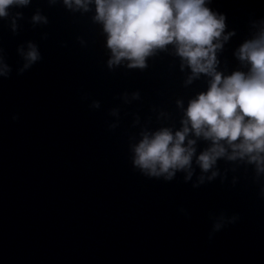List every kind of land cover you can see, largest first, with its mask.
I'll use <instances>...</instances> for the list:
<instances>
[{
	"label": "water",
	"instance_id": "obj_1",
	"mask_svg": "<svg viewBox=\"0 0 264 264\" xmlns=\"http://www.w3.org/2000/svg\"><path fill=\"white\" fill-rule=\"evenodd\" d=\"M206 7L225 18L216 72L247 73L237 53L264 33V0ZM95 16L94 0H30L0 18V264H264V164L224 144L205 172L212 142L190 132L191 167L171 180L133 165L145 134L182 130L212 77L172 44L110 66Z\"/></svg>",
	"mask_w": 264,
	"mask_h": 264
},
{
	"label": "clouds",
	"instance_id": "obj_2",
	"mask_svg": "<svg viewBox=\"0 0 264 264\" xmlns=\"http://www.w3.org/2000/svg\"><path fill=\"white\" fill-rule=\"evenodd\" d=\"M73 2L84 6V0H65L69 6ZM210 2L94 0L95 20L103 25L107 47L112 52L110 66L127 60L129 67L143 68L146 58L156 49L172 44L194 74L212 77L207 92L189 102L181 131L173 134L165 128L145 134L134 146L133 165L147 176L171 180L177 171L191 167L195 141L188 140L185 146L190 132L212 142L213 147L197 160L205 172L225 155L224 144L236 155L264 164V33L238 50V59L250 66L247 73L237 71L225 77L216 72V51L222 44L215 41L224 33L225 18L206 7ZM29 3L30 0H0V18L7 17L11 7ZM33 19L39 21L41 17ZM29 49L25 68L40 59L34 45L30 44ZM4 75L6 69L0 68V76ZM236 155L229 158L235 159Z\"/></svg>",
	"mask_w": 264,
	"mask_h": 264
}]
</instances>
